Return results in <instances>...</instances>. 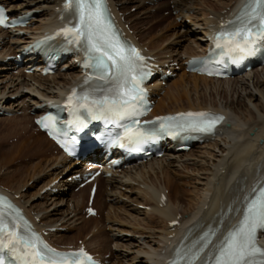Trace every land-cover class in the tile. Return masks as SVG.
Wrapping results in <instances>:
<instances>
[{
    "label": "bare ground",
    "instance_id": "1",
    "mask_svg": "<svg viewBox=\"0 0 264 264\" xmlns=\"http://www.w3.org/2000/svg\"><path fill=\"white\" fill-rule=\"evenodd\" d=\"M111 1L113 2L115 9H117L119 13H122V17L125 18L126 24L133 21L132 19L135 14L125 16V13L130 10L126 9L125 4H132V7L137 9L141 7L140 10L142 11L145 10L142 8V6H145L144 4L146 2L153 4L149 7L145 6L147 8L146 11L152 10L154 13L148 14L146 12L145 22L142 23V25L146 26L149 24L147 28L150 30L153 24H164L166 22L163 20V18H159L161 12L164 10L170 13H177L175 17H183L184 19H188L189 17H196L189 16V14H187L190 10L194 9V4H199V2L202 3V8L199 9H203L204 5L206 7L209 6V2L211 0H209V2L206 0H169L166 3H158V0ZM240 1L241 0H219L221 10L220 8L218 11H215V9L208 10L207 13H210V15L207 14L208 16L206 17L205 14H203L205 12L202 11L201 15L203 18H199V22H201V20L203 21L200 27L201 30L203 28V33L201 34L202 37L200 39H196L197 41H195L197 48H187V50H185V54L179 52L177 55L180 56L181 54L194 56L205 54L207 35L209 34L210 29H216L218 27V22L228 19L232 11L235 10L234 12H237L240 6L237 7L236 5H238ZM5 3L9 4L10 8L13 9L20 10L21 8L19 14H24L32 9H44L43 14L38 17V25H36L33 29L37 30L38 33L48 30L55 22L58 16L55 11L56 8L60 6V0H5ZM33 4H35V7L30 8V6ZM43 23L44 25H42ZM135 24H139V21H137ZM135 24L131 25V29L134 32V40L136 37L141 35L139 34L140 32H144V30L147 29L142 26L140 27L141 30L139 31ZM176 25L177 24L164 25V35H160L149 42L148 48L150 50V54L155 56L170 54L171 51L163 53L162 49L177 48L172 47L174 43L163 47V43L165 42L167 36H169L167 33L176 27ZM194 28L196 27L185 26V31L182 32L184 34L181 38L178 36V39H182L188 34L192 35L189 33V30ZM186 31H188V34H185ZM192 32H194V30ZM38 33L31 34L30 37L21 39L19 36H15L14 34L0 32V39L2 42L4 38H12L15 36V39L19 41H27L31 40V38L36 36ZM192 37L193 35L191 36V39ZM193 41L194 40H192V42ZM159 43H162L161 47L163 48H157ZM20 50L21 48H18L16 53H19ZM155 50L161 51L157 52V55L155 54ZM12 52V49H10L8 45L3 46L0 52V58L5 59L7 56L11 55ZM72 61L73 60L65 64L67 67L65 73H56L51 77L42 78L39 75L27 76L19 74V76L10 77L9 81L5 83L3 80H0V107L8 110L12 114L18 112H21L20 114H22L20 119L18 117H12L6 119L0 118V120L9 121L16 124V127H14L15 130H18L21 133L23 132L24 135H27L28 140H25L18 145L20 146L23 144L26 157H47L52 154V150H56L53 144L45 137L39 135L40 139L33 140L32 136H29L26 127L22 126L21 121L24 122L30 118L32 120L30 114L39 113L36 112L35 109L32 111L33 106H29L27 101H33L34 107L40 106L43 104L41 99H55L61 93H64L67 89L76 84L75 81H77V78L79 77V69L76 65L71 63ZM174 61L176 60L174 59ZM7 66L11 67H9V69L14 70V67H12L13 65L8 64ZM6 69H8L6 66L0 67V70ZM262 71L264 72V68L255 69L242 79L227 81H217L194 74L186 75L185 73H181L179 83L173 85L171 91H175L176 89L181 90L182 86L183 88L192 87L194 91H196L198 89L196 82L200 81L203 84L208 82L211 83L208 94V89L205 88V90L198 95L199 100L196 98L193 102H184L180 100L181 98L176 99L177 96L175 97V95L170 91V94L168 93L163 98H160V100L157 102V106L155 107L156 112L154 111L155 114L185 109H211L225 115L227 117L228 123H231L230 126L226 128L225 125H223V127L218 130L217 135L213 139H207L201 146L193 147L189 153H166V155L161 159H156L137 167L134 166L133 169H129V171H122L123 174L118 176L119 179H98L100 189L98 190L95 198V205L98 210V214L102 213L104 206L106 207V205H103L105 204L106 199L109 200L110 203L107 205L108 210L114 209L115 213L120 211L121 214H115L114 216L117 221H115V219L111 221L108 219V217L111 215L109 212L110 215L108 214V216L105 217V221H111L109 226L111 235H106V233L102 230H98V232L87 242V245L90 248L98 244L99 249L97 252L101 251L104 252V254L109 252L110 259L108 260L110 264H162L163 260L167 257V254L171 252L174 246L182 239L190 237L192 234L197 236L202 230L206 229L210 225H213L214 227L221 226L224 220L226 221L228 217L233 216L232 213H237L236 208L242 205L244 197L246 195H250L258 183L261 180H264V105H262L261 98H259L258 103L254 104L257 114L253 113L249 109H246L245 113L242 114V117L244 118L243 120H240L242 117H238V120L234 119L233 121L231 120V122L229 119V114L230 112L235 113V111H232L235 110V105L233 103L228 104L227 102V108L223 109L216 106V104H208L207 98L220 96L226 100L228 99V96L233 97L234 95H237L239 88L241 90L244 88L245 92L247 87L246 82H248V80H250L248 85L249 83H252L253 88L258 93H260L262 82L255 75L256 73ZM255 77L256 79L254 81ZM181 93L183 95L188 94V92L186 94L181 91L180 97L182 95ZM13 96H17V98L10 102V99L8 98H12ZM34 96H39L41 99L36 100V97ZM253 98V93H249L247 97L248 101L251 102ZM237 106L243 108L241 101L238 102ZM16 120L17 122L20 120V122L16 123ZM252 130L253 134L250 135ZM3 138L4 136H2L0 132V152L5 149V144L2 143ZM15 147L17 146H12L8 149V151L10 152V150L14 149ZM2 154H6V152H1L0 156ZM59 158L60 161H57V163L62 165L66 159L61 155ZM3 160L4 159L2 158L0 159V164L3 163ZM52 165H54V163L51 165H42L40 162L33 164L30 168L32 175H27L26 178L31 180L33 177H37V169L35 170V167L41 168L43 169L42 172H45L46 170L50 169ZM19 167L28 168L26 165H20ZM19 167L15 169H19ZM41 169H38V173L41 172ZM34 170L36 171V175ZM54 172H57L55 179L58 178L62 173V171H57L55 168V170H48V175H51ZM50 177L51 176L46 175L43 177L45 179H42L39 182L43 184L47 181V178ZM24 181L25 180L20 179L18 182H16L17 185L14 187H9L16 191L14 193L12 192L14 195H19L20 199L17 201L18 204L28 215H35L33 219L40 218L39 226L41 228L47 229L46 227H57L58 229V227H62V225L59 226L57 222H62L67 217L54 221L50 218V216H48L47 213H44V209L41 208L43 205L45 206V204L54 200H59L62 203H64V201L66 202V199L69 200L67 196L70 197L71 184L67 183L65 180H60L58 186L49 189V191L45 193L43 196V200L45 202L43 204L34 205L31 202L29 203V197L26 195V193H22L21 188H23L25 184L21 187L20 185ZM1 185L3 184L0 183V186ZM104 186H111L112 189L110 193L106 194L105 198L103 190ZM176 186H179L180 189H177ZM184 186L190 188L191 190L189 191L181 188ZM2 188L6 189L5 187ZM9 188L6 190L10 191ZM43 188L44 187H42L40 190ZM56 188L58 191L57 193H54L53 191ZM85 190L81 191L82 203L84 202V199L87 200V197L85 198ZM160 193H166V202L162 205H160L158 202ZM34 195L35 193L33 196ZM37 195L38 193L36 191L35 196L37 197ZM73 196L74 195H72L71 199L67 201V206L69 208V203H73L75 209L78 207V202L76 203L73 201ZM185 197L187 198L186 204H182ZM27 198L28 201L22 203V200L24 201V199ZM39 198L40 197H37V199ZM102 199L104 200L103 204L101 202ZM121 199H125L126 201L124 203L122 202L120 207L115 206L119 204ZM182 205H184V207H182ZM139 206H143L149 210L141 211ZM42 212L44 214L41 215L40 213ZM39 214L40 217L38 216ZM126 214H128V217H131L130 222H128V218H124ZM133 215H142L145 217L146 221L143 222L144 219L132 217ZM239 217L240 214L236 220H238ZM175 220L178 221L179 226L175 227L172 231L169 224ZM119 221H122V223ZM97 222L98 221L94 222L92 219L85 220L83 215L79 217L77 214L70 217L67 221L69 226H71L70 231H75V235L77 236L86 231L89 226L97 224ZM124 223L135 229H140L142 227L145 228H142L143 232H138L135 230L129 232L126 231L125 228H122ZM73 224L74 226L72 227ZM57 229L55 233L49 232L51 241L58 245H72L71 242L73 239H68L69 235L61 234L59 231H57ZM145 230H149V232L146 233ZM124 233L133 235L129 241L127 239L126 244H122L120 242L122 240L116 237V234L120 235ZM75 235L72 236L75 237ZM85 236V234L84 236H80V239H84ZM146 238L157 245L151 246L152 243L146 242ZM77 241L78 239H76V242ZM140 241L147 246V249L141 248ZM76 242L73 244H76ZM110 244L114 246L113 248L115 250L125 249L126 252L124 256L121 255V253L115 256V250H111L109 247ZM131 252H134V256L129 257ZM140 256H143L141 259H144V262H138L140 261Z\"/></svg>",
    "mask_w": 264,
    "mask_h": 264
},
{
    "label": "snow or ice",
    "instance_id": "2",
    "mask_svg": "<svg viewBox=\"0 0 264 264\" xmlns=\"http://www.w3.org/2000/svg\"><path fill=\"white\" fill-rule=\"evenodd\" d=\"M64 8L74 19L58 34H63L69 44L84 52V66L92 69V74L85 79L89 87L82 93L73 89L67 99L72 123L79 129L86 127L89 119L103 120L123 129L112 138L113 143L119 142L124 147L126 141L129 145H137L136 150H139V145L155 139L160 131L173 135L181 131L210 133L223 119L211 113L188 112L145 122L158 123L159 128L142 126L137 118L143 115L145 104V90L141 85L150 73L144 69V57L140 52L121 39L112 22L107 0H65ZM4 22L0 9V24ZM262 43L264 0H246L235 18L222 26L214 37L218 56H227L233 62L251 55ZM48 121L52 122L51 126ZM37 123L49 128V135H53L55 117L48 115ZM252 191L253 195L244 197L241 218L225 231L201 264H264V249L256 244L257 233L264 231V187ZM216 233L217 230H210L191 246L178 248L177 259L170 264H180V261L195 264L211 244L210 237ZM91 261L92 257L83 248L78 252H58L49 247L32 230L19 209L0 196V264H91Z\"/></svg>",
    "mask_w": 264,
    "mask_h": 264
},
{
    "label": "rangeland",
    "instance_id": "3",
    "mask_svg": "<svg viewBox=\"0 0 264 264\" xmlns=\"http://www.w3.org/2000/svg\"><path fill=\"white\" fill-rule=\"evenodd\" d=\"M206 1H208L209 2V0H206ZM160 2H166V0H160ZM216 2H217V4H216ZM201 4L202 3H200L199 2V4H194L193 6H194V9L193 10H190L187 14H189V16H196V17H189L188 19H184V18H180V20H178L179 18H175V15L176 14H171V13H169V12H167V11H162L161 12V14H160V16H159V18H163V20H165L166 22L164 23V24H162V23H156V24H153L152 26H151V28H150V30L147 28V26L149 25V24H147V26L146 25H142V23H144L145 22V14H146V12L148 13V14H153L154 13V11H152V10H148V11H146V7H149V6H151L150 4H145V6H142V8L143 9H145V10H140L141 9V7L139 8V9H137V8H135V7H132L133 5L132 4H125V7H126V9H130V10H128L127 11V14H130V15H134V17H133V21L136 19L137 21H139V24H135V23H137V21L135 20L134 22L132 21L131 23L132 24H135V26L136 27H138V29H139V31L141 30L140 29V27H145V28H147L146 30H144V32H140L139 34H141V35H139L138 37L146 44V43H148V45H149V42L151 41V40H153V39H155L156 37H158V36H160V35H164V33H165V31L163 30V27H164V25H168V24H173V23H176L177 25H176V27H174L169 33H167V34H169V36H167V38H166V40H165V42L163 43V47H165V46H169L171 43H174V45L172 46V47H177V48H164V49H162V51H163V53H165V52H168V51H171L170 52V54L172 53V54H174V55H177L179 52H182L183 54H185V50H187V48H190V47H192V48H194V49H196L197 48V45H196V43H195V41H197L196 39H200L201 37H202V33H203V28H202V30L200 29V27H201V25H202V20H201V22H199V20L200 19H202L203 18V16L201 15L202 14V11L203 12H205V13H203V14H205V17L206 16H208V15H210V13H207L208 12V10H213V9H215V11H218L219 10V8H220V10H221V7H220V5H219V0H211L210 2H209V6L208 7H206L205 5L203 6L204 8L203 9H199V8H202V6H201ZM33 7H35V6H32V8ZM197 8V9H196ZM169 13V14H168ZM213 13H215V12H213ZM138 14V15H137ZM208 14V15H207ZM42 14L41 13H39V14H37L36 15V18L37 19H35V20H33L32 21V24H31V27H30V31H32L33 29H34V27L36 26V25H38V23H39V21H38V17L39 16H41ZM216 15V14H215ZM202 16V17H201ZM204 17V18H205ZM200 18V19H199ZM196 19V20H195ZM222 19H224V18H222ZM192 20V21H191ZM196 22H195V21ZM193 22V23H192ZM199 23V24H198ZM201 23V24H200ZM198 25H200V26H198ZM182 26V27H181ZM185 26H192V27H196V28H194V29H190L189 30V33L190 34H192L193 35V37H192V39H191V36L192 35H189L188 34V31H186V33L185 34H188L187 36H185L184 38H182V39H178V36L181 38L182 37V35L184 34V33H182L183 31H185V29H184V27ZM203 27V26H202ZM194 30V32H192ZM196 30V31H195ZM179 34V35H178ZM147 36V37H146ZM172 36H174V37H172ZM197 37V38H196ZM192 40H194L193 42H192ZM12 44H10V45H13L15 42L14 41H12L11 42ZM6 45V44H5ZM161 45H162V43H159V46L157 47V48H163V47H161ZM12 47V46H11ZM1 50L2 49H0V52H1ZM159 51H161V50H155V52H159ZM181 55V54H180ZM178 56V55H177ZM0 60H1V58H0ZM0 66H1V64H0ZM181 73H184L182 70L181 71H179L178 72V75H177V77L176 78H174V79H172V80H170L168 83H167V85L164 87V89H163V93H164V95L163 96H166L168 93L170 94L171 92L175 95V97H176V99H179V98H181L180 100H182V101H184V102H186V101H191V102H193L196 98L198 99V95L199 94H201L204 90H205V88H207L208 90H207V94H208V92H209V89H210V87H211V83H206V84H203L202 82H196L197 83V87H198V89L196 90V91H194V89L192 88V87H186V88H183V86L181 87V90H179V89H176L175 91H171V88L173 87V85H175V84H178L179 83V80H180V75H181ZM8 74V75H7ZM11 76H16L15 74H13L12 73V71H8V73H7V71H2V72H0V80H3V82L4 81H6L5 79V77H11ZM258 79H260L261 80V82H262V86H261V88H260V93H258L254 88H253V86H252V83H249V85H248V82L250 81V80H248V82H246V91L244 92V88H243V90H241L240 88L238 89V94L237 95H234L233 97L232 96H228V99H223L222 97H220V96H213V97H211V98H207V103L209 104V103H212V104H216V106H218V107H221V108H223V109H225V108H227V105L228 104H230V103H233L234 105H235V110H232L233 112L235 111V113H232V112H230V121L232 120H234V119H236V120H238V117L240 118V117H242V114L243 113H245V110L246 109H249V110H251L253 113H256L257 114V112L255 111V107H254V104L255 103H258V99L259 98H261V103H262V105H264V72L262 71V72H259V73H256V75H255ZM256 77L254 78V81H255V79H256ZM7 80H9V79H7ZM253 82V81H252ZM192 84H193V82H192ZM3 85V84H2ZM191 86V85H190ZM171 91V92H170ZM181 91H183L184 93H186L187 94V92H188V94L187 95H183L182 93V95H181V97H180V92ZM23 92H24V90H23ZM249 93H253V95H254V98H253V100H251V102H249L248 101V99H247V97H248V95H249ZM238 95H239V97H238ZM175 99V98H174ZM199 100V99H198ZM241 101V104H242V106H243V108H240V107H238L237 105H238V102H240ZM227 102H228V104H227ZM243 111V112H242ZM238 113V114H237ZM241 115V116H240ZM233 116V117H232ZM19 118L20 119V117H21V115H16V118ZM1 118H3V117H1ZM4 119H6V118H4ZM244 118L242 117V118H240V120H243ZM231 121V122H232ZM20 122V120H18V122H17V120H16V123H19ZM22 123V126H24V127H26V129L28 130V132L30 133L29 134V136H32V138H33V140H38V139H40V137H39V135L38 134H36V132H35V130L33 129V126H32V122L29 120V119H27V120H25L24 122L23 121H21ZM26 122V123H25ZM23 123H25V124H23ZM230 124V123H229ZM16 124H14V123H12V122H9V121H3V120H0V132H1V134H2V136H4V138H3V140H2V143L3 144H5V149L3 150V151H1L2 153H4V152H6V154H2L1 156H0V159L2 158V159H4L3 160V163L2 164H0V183L1 184H3V185H5V186H8V187H14L15 185H17V183L16 182H18V180H20V179H23V180H25L21 185H20V187L21 186H23L24 184V187L23 188H21V190H22V193H26V195L29 197V199H31V198H33V197H36L35 195H36V191H37V193L41 196L42 194H41V191H40V189L42 188V187H45L48 183H50L51 181H53V180H55V177H56V174H57V172H54L53 174H51V175H48L47 174V172L48 171H45V172H42V170L43 169H41V168H38V167H35V170L37 171V177H33V179H27L26 178V176L27 175H29V176H31L32 175V172H31V166L33 165V164H36V163H38V162H40L42 165H51V164H53L55 161H54V159H56L57 158V156H55V157H53L52 159L51 158H49V157H35V158H30V157H26V153H25V148H24V146H23V144H21L20 146H18L20 143H22V142H24L25 140H28V138H27V135H24L23 134V132L21 133V132H19L18 130H15V128L14 127H16L15 126ZM228 128V127H227ZM252 133H250V135L251 134H253V130L251 131ZM30 140H32V139H30ZM12 146H17V147H15L14 149H12V150H10V152L8 151V149L9 148H11ZM194 151H198V150H194ZM0 152V153H1ZM9 152V153H8ZM8 153V154H7ZM196 153V152H195ZM50 160V161H49ZM20 165H22V166H24V165H26V166H28V168H26V167H19ZM17 167H19V169H15V168H17ZM44 168V167H43ZM38 169H41L40 171V173H38ZM34 170V171H35ZM11 171V172H10ZM33 171V172H34ZM36 171L34 172L35 173V175H36ZM12 172H14V173H12ZM34 175V176H35ZM51 176L50 178H47V181L46 182H44L43 184H41V182H39L40 180H42V179H45V178H43L44 176ZM70 175V174H69ZM69 175H66L67 177L69 176ZM24 176V177H23ZM54 176V177H53ZM119 176V175H118ZM30 178V177H29ZM116 178H118V177H116ZM37 179H38V181H37ZM119 179V178H118ZM29 180V181H28ZM177 181H180V180H177ZM27 182V183H26ZM43 182V181H42ZM42 185V186H41ZM144 188V187H143ZM176 188L177 189H180L179 188V186H176ZM181 188H183V189H185V190H191L190 188H187L186 186H184V187H181ZM187 188V189H186ZM27 189V190H26ZM39 189V190H38ZM25 190H26V192H25ZM103 190H104V198H105V196H106V194H108V193H110L111 191H112V189H111V186H105L104 188H103ZM35 193V195L33 196V194ZM72 194L74 195V196H77L76 195V193H71V196H72ZM33 196V197H32ZM71 196L70 197H68L67 196V198L70 200L71 199ZM183 198V197H182ZM28 199V198H27ZM69 200H67L66 199V202L64 201V203H62L61 201H59V200H54V201H52V202H49V203H47V204H45V206L43 205L42 206V208L41 209H44V213H47L48 214V216H50V218L52 219V220H54V221H56V220H58V219H64V218H66L65 220H63L62 222H57V224L60 226V225H62V228L63 227H70L71 228V226H69V223H67V221H68V219L70 218V217H72V214H73V211H74V205H73V203H69V208H68V206H67V201H69ZM25 201H27V200H25ZM73 201L74 202H76L77 203V201H78V199L76 200V198L74 197L73 198ZM103 199L101 200V202H102V204H103ZM126 200L125 199H122V202L124 203ZM186 201H187V198L185 197L184 198V200H183V202H182V204H186ZM45 201L43 200V199H41V198H39V199H37V201H34V202H31V203H33L34 205H40V204H43ZM122 202H119V204L118 205H115V206H121V204H122ZM29 203H30V201H29ZM108 200L106 199V201H105V204H103V205H106V207L104 206L103 207V210H102V213H101V219H94V221H98L99 223H98V228L99 227H101L100 229L103 231V232H105L106 233V235H111V230H110V224H111V221L113 220V219H115V214H121V212L120 211H118V212H114V209H111V210H108V208H107V205H108ZM32 204V205H33ZM50 204V205H49ZM57 205V206H56ZM56 207H57V209H56ZM182 207H184V205H182ZM62 209H64V210H62ZM73 209V210H72ZM141 211H144V209H141V208H139ZM72 210V211H71ZM40 213L41 215L42 214H44V213ZM111 213V215H110V213ZM61 213V214H60ZM75 213L79 216V217H81L82 215H83V212H82V207H77V208H75ZM40 214L38 215L39 217H40ZM108 214L110 215L109 217H108V219H110L111 221H107L108 223H105V217H107L108 216ZM69 215V216H68ZM75 216V215H74ZM128 218V222H130L131 221V217H128V214H126L125 216H124V218ZM132 217H138L139 219H144V221L143 222H145L146 221V219H145V217L144 216H142V215H140V216H135V215H133ZM76 219V218H75ZM115 221H117L116 219H115ZM119 222H121L122 223V221H119ZM74 226V224L72 225V227ZM126 226V227H125ZM93 227V226H92ZM91 226H89L88 227V229L86 230V231H84L81 235H79V236H77V235H75L76 234V232L75 231H68L67 233H61V234H64V235H69V237H68V239H73L72 240V242H71V244H73L74 242H76V239H78V241L77 242H79L81 239H80V236H84V234L86 235L87 233H88V231L90 230V228H92ZM122 228H125V230L126 231H132V230H135V231H138V232H143L142 230L145 228V227H142V228H140V229H135V228H133V227H130V225H127V224H125L124 223V225L122 226ZM145 232L146 233H148L149 232V230H145ZM72 235H75V237L74 236H72ZM116 237H118V238H120L122 241H120L122 244H126L127 242V239H128V241H129V239H131L132 237H133V235H131V234H128V235H117L116 234ZM145 241L146 242H151V240H149L148 238H146L145 239ZM76 242V243H77ZM152 243V242H151ZM155 246V245H157V244H155V243H152L151 244V246ZM140 246H141V248H146L147 249V246L146 245H144L143 244V242H141L140 241ZM109 247L111 248V250L113 249V250H115L113 247V245L112 244H110L109 245ZM92 248H94V249H96V250H98L99 249V245L98 244H96L95 246H92ZM140 248V247H139ZM125 252H126V250L124 249H121V250H115V256L116 255H118V254H120L121 253V255H123L124 256V254H125ZM132 257V256H134V252H131L130 254H129V257ZM141 258H143V256H140V261H138V262H144L145 260L144 259H141ZM119 259H120V256H119Z\"/></svg>",
    "mask_w": 264,
    "mask_h": 264
}]
</instances>
